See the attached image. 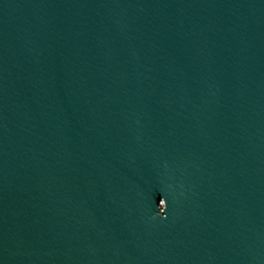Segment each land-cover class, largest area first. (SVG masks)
Returning <instances> with one entry per match:
<instances>
[{
  "label": "water",
  "instance_id": "95a60500",
  "mask_svg": "<svg viewBox=\"0 0 264 264\" xmlns=\"http://www.w3.org/2000/svg\"><path fill=\"white\" fill-rule=\"evenodd\" d=\"M0 264H264V0H0Z\"/></svg>",
  "mask_w": 264,
  "mask_h": 264
}]
</instances>
